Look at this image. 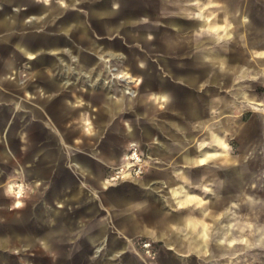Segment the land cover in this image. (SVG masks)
Returning <instances> with one entry per match:
<instances>
[{"label":"rangeland","instance_id":"374dc122","mask_svg":"<svg viewBox=\"0 0 264 264\" xmlns=\"http://www.w3.org/2000/svg\"><path fill=\"white\" fill-rule=\"evenodd\" d=\"M42 1L36 0L34 3L23 1L25 8L14 9L18 12L28 11L26 16L28 26L14 29L12 31L14 39L25 36L29 44H36L40 41L41 34L61 37L64 16L78 11L86 14L91 2L97 3L101 0H81L77 4L66 5V11L62 15H57L44 23L39 22L38 26L32 25L31 20L37 19L33 9ZM121 9L122 11L113 17L114 22L120 21L119 24L122 25L125 18L132 16L135 11H140L138 14L141 16V24H151L155 28V35L150 37L149 41H139L129 34V30L96 29L95 22L88 19L87 24L92 28V38L98 44L97 47L83 46L82 50L89 52L98 62L93 65L92 71L82 69L80 72V69L76 67L78 56L75 57L76 54L71 52L69 45H65L63 51L68 58L65 56L60 58L63 71L60 77L61 88L55 94L45 91L42 87L38 89L32 87L33 84L43 81L37 76L36 68L30 67L31 62L36 60V53L24 54L15 46L9 45L4 40L7 31L0 29V95L2 96L0 102L12 106L13 116L21 123H26L23 128L24 137H18L11 143L10 156H0V165L8 171L5 188L0 190V232L10 235L15 223L26 224L28 233L37 232L40 227L33 219L32 210L40 206L46 218L51 219L46 212V205L53 203L52 189L56 186L58 190L60 189L61 195L68 196L72 192V187L59 188V186L71 173L77 175L76 188L87 191L89 199L94 203H100L98 210L94 207L86 214L82 212V209L87 204L80 200L73 199L69 204L55 200L54 205L76 218V227H73L71 231L68 229L64 233H57L50 237L49 247L41 239L33 249L26 246L6 248L0 255L2 261L11 264H116L115 261L119 256L111 252L118 248V235L122 233L121 230L124 229L125 224L118 223L112 216L111 207L103 200L102 193L112 186L135 185L148 177L174 175L173 172L170 174L163 171L170 172L181 168L180 171L189 172L185 173L189 183H211L214 176L222 179L228 177L229 173L226 172L231 166L245 165L252 167L254 171L245 173L248 181L247 188L253 189L256 194H264V133L258 118L259 110L250 107L232 112V108L225 110L215 107L208 111L209 123H216L219 120L221 122L219 128L221 140L215 145L218 154L208 159L197 158V160L185 161L181 158L185 152L197 156V148L199 149V145L207 138L206 129H197V123L190 115H187L188 111L181 109L184 104L180 100L166 103L160 96L156 97L153 93H141L144 77L140 71L133 68L131 61L133 57L140 61L148 60L151 69H158L169 77L170 74L162 59L167 58L175 70L196 68L197 63L192 56L195 50L193 51L191 43L202 36L224 37L226 30L204 28L181 33L171 28L169 19L181 11V0H122ZM133 25L137 26L132 23H128L127 26ZM78 35L79 33H74L70 39L79 43ZM220 47L223 49L218 44L205 45L206 50L212 51H217ZM105 48L112 52L111 63L128 70L137 78L135 81L127 83L122 78L112 77V71L107 67L105 60L110 54L103 51ZM45 52L50 57L55 55V52L50 50ZM8 59H11L13 64L9 69H5L4 64ZM207 63L217 68L220 62L208 61ZM45 72L47 76H52L49 67L45 68ZM226 77L229 79L228 82L221 86H215L207 79H203L202 85L212 88L223 100L230 96L228 99L230 103L227 105L231 106L232 71L226 74ZM104 79L113 80L109 83L111 86L104 83ZM172 83L173 91L181 92L180 87L184 85L182 79L175 78ZM127 85L131 91L124 88ZM103 90L108 91L110 102L127 98L130 103L126 102L123 106H115L111 109V104L105 98ZM254 92L253 100L264 101V84L257 85ZM178 95L180 96V93ZM35 108L42 112V116L35 115ZM79 112L84 117L82 122H80ZM171 121L178 122L182 126L184 135H181V141L183 140L181 145L175 142L168 144L171 139L173 140L174 128H171L169 124ZM129 127H137L140 130L136 138H126L125 131ZM148 130L151 131L152 139L156 143L166 137L168 141L165 142L168 145L165 146L172 149L171 152L160 154L154 151L150 140L146 137ZM185 135L191 136L188 141ZM58 140L62 142L63 150L69 155L65 166L61 164L57 166L55 163L56 157L60 159L65 153L58 149ZM132 141L136 144L132 145ZM252 146H256V149H252ZM119 148L122 151L120 159L106 161L99 156L102 152L110 154ZM46 150H49L50 154H45ZM135 151L141 160L136 157L123 159L125 152L131 154ZM78 156L90 158V164L95 172L79 173L75 158ZM125 161H129L131 168L127 176H123L122 171ZM37 165L43 167L48 179L33 180L26 173V168ZM204 166L216 167L219 173L202 175L193 172L198 167ZM140 167H142L141 171H139ZM105 179L109 181L106 187ZM10 183H12L11 189ZM19 188H22V194L16 196L15 193ZM198 192L203 197L208 196V192L199 189ZM17 199L20 200L19 205L16 204ZM132 208L133 206L130 209ZM152 208L153 206L149 204L141 207L136 205L134 210L143 220ZM224 208L218 211L220 215H223ZM259 211L264 213V206L242 205L239 207L241 219H245L250 213L254 216L260 214ZM102 225L107 226L102 236V240L105 238V244L101 250H98L101 243H91L89 236L98 233ZM141 239L151 238L143 235L132 237L127 249L143 255L150 264H157L156 259L160 257L159 242L151 239L157 250L155 258L152 259L146 256L138 245L137 241ZM108 255L110 258L107 257Z\"/></svg>","mask_w":264,"mask_h":264},{"label":"crops","instance_id":"0c3cea01","mask_svg":"<svg viewBox=\"0 0 264 264\" xmlns=\"http://www.w3.org/2000/svg\"><path fill=\"white\" fill-rule=\"evenodd\" d=\"M26 3H34L36 0H4L0 2V29L7 31L4 40L15 46L24 54L36 53V60L31 62L30 67L36 68L37 76L43 79L32 85L34 89L42 87L50 93H58L61 88L62 64L60 58L68 55L63 51L65 45H69L71 52L77 57V66L81 70H93V65L98 61L82 50L83 46L97 47V42L92 38V28L88 26L87 20L95 22V28L109 31L112 28H123L129 30V34L139 41H149L150 37L155 35V28L149 24H141L140 11H135L132 16L125 18L120 25L114 22L113 17L119 14L122 0H101L100 2H91L87 13L75 12L64 16L63 19V36L50 37L41 34L40 41L36 44H29L27 37L13 38L12 31L18 28H26L28 20L26 18L28 11H14L18 7H23ZM81 0H43L42 3L36 4L33 12L36 18L31 20L30 24L37 25L44 23L46 20L53 19L57 15H62L66 11V5L77 4ZM49 6L58 7L51 16L46 15V8ZM44 7V9H43ZM25 8V7H23ZM148 14L147 11L143 10ZM128 23L136 24L127 26ZM171 28L181 33L204 28H219L226 30L224 37L208 38L202 36L193 41V60L196 61V68L175 70L169 60L162 59L170 75L162 73L158 69H151L148 60H138L132 58L133 68L140 71L144 77V83L140 90L141 93H153L160 96L166 103H172L180 100L184 106L182 110H187V115L197 123V129L205 128L207 138L197 148V156L190 152H185L181 158L185 161H191L197 158L208 159L214 157L216 144L220 142V120L216 123H209L210 115L208 111L215 107L222 109L232 108L233 111H242L255 107L259 110L258 118L261 121L262 131L264 133V101L253 100L254 89L257 85L264 84V0H181V11L169 19ZM131 29V30H130ZM74 33H79V43L70 39ZM77 40V39H76ZM219 45L223 49L206 50L205 45ZM55 52L50 57L45 51ZM104 52H109V57L105 58L107 67L112 71V77L122 78L125 82L135 81L137 78L128 70L114 66L111 63L112 52L107 48ZM222 51V52H221ZM64 57V58H65ZM208 61L220 62L217 68ZM13 62L11 59L6 60L5 69H9ZM49 67L52 76H47L45 68ZM70 68V67H69ZM232 71V105L230 96L221 99L220 94L216 93L209 86L202 85L203 79L212 81L215 86H221L228 82L226 74ZM101 74V72L99 73ZM181 78L184 83L181 86V92H175L173 80ZM113 80H103L104 83H110ZM96 82V81H95ZM112 83V82H111ZM151 83L152 85L148 84ZM31 86V85H30ZM108 86H111L109 84ZM131 91L129 86L124 87ZM108 100V91L103 90ZM180 93V96L178 95ZM2 96L0 95V100ZM109 101V100H108ZM110 102V101H109ZM130 103L127 98L111 101V109L115 106H123ZM132 103V102H131ZM222 103L223 105L221 106ZM186 104V105H185ZM13 107L5 102H0V156L9 157L12 152V142L14 139L24 137L23 128L25 122L21 123L18 118L13 116ZM37 116H42L38 108L34 109ZM78 113V112H77ZM24 115V114H23ZM80 122L84 119L79 112ZM28 121V119H27ZM170 127L174 128L173 140L177 145H181V135L183 136L182 126L178 122H169ZM140 133L137 127H129L125 131L127 139L136 138ZM178 136L179 139L177 138ZM147 139L150 140L154 151L160 154L170 153L171 150L166 147L164 137L156 143L152 139L151 131L146 133ZM187 141L190 135H185ZM58 149L65 152L62 158L56 157V165L65 166L68 162L69 155L63 150L60 140L57 141ZM131 144H136L132 141ZM264 147V146H263ZM256 146H252V149ZM45 154H50L46 150ZM125 155V153H124ZM104 160H114L122 158L121 149L114 152L100 153ZM76 158V169L79 173H94L90 164V158L78 156ZM124 158V156H123ZM181 169V168H180ZM163 171V173L173 172L172 177L152 176L140 180L135 185H119L109 187L102 193L103 200L108 202L111 207L112 216L118 223L125 224L122 233L118 236V248L111 253H116V264H150L146 257L128 250L127 246L132 237L143 235L159 242L160 257L156 259L157 264H264V213L247 214V219H241L239 207L242 205L261 207L264 206V194H256L253 189L247 188L248 181L245 173L254 172L249 166H231L229 176L226 178L212 177L211 183L188 182V171ZM26 173L31 179L43 180L48 179L41 165L26 168ZM74 171V170H73ZM198 174H216L219 173L216 167L204 166L198 167ZM256 172V171H255ZM232 174L234 176H232ZM35 175V176H34ZM8 171L0 165V190L5 188L4 183ZM177 176V178H175ZM77 175L71 173L65 181L59 186L62 188L72 187V192L68 196H63L60 189L56 186L52 189L53 203L46 205V212L51 219H47L44 212L39 207L32 210L33 219L40 227L37 232L28 233L26 224L15 223L10 232L1 233L0 237L5 244L0 255L6 248L11 246H26L36 248L38 241L43 239L49 247L50 237L57 233H64L73 227H76L77 220L72 215L67 214L64 209L54 205V201L71 203L73 199L80 200L87 204L82 212L88 213L94 209L100 208V203L89 199L87 191L76 188ZM109 181L104 180V186H108ZM211 185V186H210ZM10 189L12 183L9 184ZM164 187V188H163ZM198 189L208 192V196L203 197L198 194ZM118 192H123L124 196L117 197ZM138 202V204H136ZM16 204L19 205L20 203ZM149 204L153 206L148 211L145 219L137 216L135 207H141ZM133 206L132 209H130ZM224 208L223 215L218 212ZM228 207V208H226ZM54 224L55 228L50 226ZM250 229V230H249ZM107 230L106 225L98 229V233L89 236L90 242L101 243L98 250H101L105 244V238L102 240L103 233ZM11 236H14L12 238ZM109 253V252H108ZM110 258V256H107ZM0 264H11L2 261ZM110 264V263H108ZM112 264V263H111Z\"/></svg>","mask_w":264,"mask_h":264},{"label":"built area","instance_id":"2783aa9c","mask_svg":"<svg viewBox=\"0 0 264 264\" xmlns=\"http://www.w3.org/2000/svg\"><path fill=\"white\" fill-rule=\"evenodd\" d=\"M134 157H136L138 160H141V157L139 156L137 151L129 154V157H127V159L134 158ZM127 168L129 169V173H130V171H131L130 164H129V166L123 165L122 170L123 169H127ZM141 169H142V167H140L139 171H141ZM137 243H138V245L140 246V248L142 249V251L144 252V254L146 256H148V257H150L152 259L155 258L157 250L155 248V243H154L153 240H151V239H141V240L137 241Z\"/></svg>","mask_w":264,"mask_h":264},{"label":"water","instance_id":"95a60500","mask_svg":"<svg viewBox=\"0 0 264 264\" xmlns=\"http://www.w3.org/2000/svg\"><path fill=\"white\" fill-rule=\"evenodd\" d=\"M2 1H4V0H0V2H2ZM17 1V0H16ZM43 9H44V7H43ZM45 9H46V15L45 16H51V15H53L54 13H56V11H58V10H60L58 7L56 8V7H54V6H49L48 8H46L45 7ZM148 84H150V85H152L151 83H148ZM35 176V175H34ZM35 180V179H34ZM116 196L117 197H122V196H124V193L123 192H118L117 194H116ZM55 226L56 225H54V224H52L50 227L51 228H55ZM5 244V242H4V240L0 237V246H2V245H4ZM1 250H2V248L0 247V252H1Z\"/></svg>","mask_w":264,"mask_h":264},{"label":"bare ground","instance_id":"6f19581e","mask_svg":"<svg viewBox=\"0 0 264 264\" xmlns=\"http://www.w3.org/2000/svg\"><path fill=\"white\" fill-rule=\"evenodd\" d=\"M132 145H134V144H132ZM127 157H129V154L127 152H125V155H124L123 159L126 160ZM129 164H130L129 161H125V163H123V165H127V166H129ZM122 171H123V176H127L129 174V169L128 168L127 169H123ZM21 194H22V188H19L17 190V192L15 193V195L16 196H20ZM16 201H17V203H20L19 199H17Z\"/></svg>","mask_w":264,"mask_h":264}]
</instances>
